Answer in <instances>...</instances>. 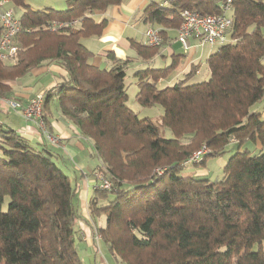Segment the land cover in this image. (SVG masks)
Segmentation results:
<instances>
[{"label": "trees", "instance_id": "16d2710c", "mask_svg": "<svg viewBox=\"0 0 264 264\" xmlns=\"http://www.w3.org/2000/svg\"><path fill=\"white\" fill-rule=\"evenodd\" d=\"M9 1L22 10L23 31L15 62L0 60V95L11 93L6 81L44 64L67 71L44 91L42 115L50 126L53 108L59 109L92 142L96 173L111 186H96L90 208L96 221L106 217L98 230L111 255L122 264H264V117L256 109L264 101V0L232 1L231 40L212 45L218 48L207 59V79L189 82L200 64L165 87L159 79L175 63L135 71V100L161 105L159 121L139 117L129 105L132 60L109 52V66L95 65L94 52L81 41L101 34L107 19L96 21V11L123 0H67L63 10ZM225 4L153 1L144 20L160 28L164 44L168 29L178 31L185 9L215 14ZM54 22L63 26L53 29ZM132 45L143 58L160 47ZM257 140L258 153L241 150ZM203 145L210 150L187 163ZM225 153L218 182L183 171ZM79 210V188L51 150L0 124V264H85L75 228Z\"/></svg>", "mask_w": 264, "mask_h": 264}, {"label": "crops", "instance_id": "0c3cea01", "mask_svg": "<svg viewBox=\"0 0 264 264\" xmlns=\"http://www.w3.org/2000/svg\"><path fill=\"white\" fill-rule=\"evenodd\" d=\"M153 1L159 0H123L120 4L112 5L102 11H96L93 14L96 21L107 19L101 34L86 36L81 39L82 43L94 52L92 62L102 67L109 66L108 53L113 52L118 58L132 60L130 66L135 71L146 67L163 68L175 63L176 66L172 68L170 73L159 79L161 87L179 82L189 73L193 65L200 64L199 72L193 75L189 82L202 81L203 79L197 77L201 74V69L207 67V59L217 50L218 46L198 44L195 40H191V48L185 49L177 39V28L168 29V39L151 58L141 57L138 50L132 45L133 40L147 44L145 31L149 23L144 20V10ZM46 6L55 8L54 6ZM1 32L0 25V35ZM13 62L15 61L4 63L11 64ZM65 77H67V71L60 64L53 62L33 68L23 77L6 81V84L11 88V93L0 95V124L16 129L40 148H49L56 161L62 165L73 182L77 184L80 198V217L75 228L78 231L77 243L84 263L122 264L111 255L103 239L96 243L93 237L95 229L105 226L106 217L102 215L96 221L90 208V202L97 185L95 167L99 164L98 158L94 155L92 142L86 139L80 133L79 128L55 107L50 117V126L45 124L44 128L38 124V120L27 119L12 105V102L17 101L22 106H26L37 93L57 85ZM256 109L264 117V101L259 103ZM45 129L59 139L58 144L55 145L46 140ZM252 143L258 149L262 147L259 140ZM231 146H234V142Z\"/></svg>", "mask_w": 264, "mask_h": 264}, {"label": "built area", "instance_id": "2783aa9c", "mask_svg": "<svg viewBox=\"0 0 264 264\" xmlns=\"http://www.w3.org/2000/svg\"><path fill=\"white\" fill-rule=\"evenodd\" d=\"M164 5L169 0H161ZM233 0H226L223 11L215 14H200V12L185 9L182 12V23L178 28V40L185 49L191 48L190 39L196 38L200 44L208 43L210 45H220L231 40L232 19L228 13ZM71 22L70 24H73ZM0 60L2 62H11L16 60L20 43L18 36L23 31L20 16L16 13V9L11 5L9 0H0ZM63 26L62 22H54L52 28ZM147 43L152 46H161L164 38L160 33V28L156 25H149L145 31ZM43 102L44 91H40L33 96L26 106H22L20 102H12L14 108L19 110L27 119L38 120V124L45 128L43 120ZM46 140L53 144H58L59 139L49 130L45 129ZM210 149L203 145L199 150L195 151L187 160V163L198 162ZM96 186L102 188H110L111 182L101 173L96 175ZM93 237L96 243L101 240V234L98 229L93 231Z\"/></svg>", "mask_w": 264, "mask_h": 264}, {"label": "rangeland", "instance_id": "374dc122", "mask_svg": "<svg viewBox=\"0 0 264 264\" xmlns=\"http://www.w3.org/2000/svg\"><path fill=\"white\" fill-rule=\"evenodd\" d=\"M28 3L32 5L35 9H42L49 6H54L56 9L63 10L67 8L66 0H27ZM16 13L21 15L22 10L16 7ZM143 69V68H140ZM134 68L130 66L128 69L126 84L127 90L130 97L129 105L133 108L139 117H150L154 121H159L160 116L163 114V107L161 105H154L150 107L141 106L135 100V96L138 92V86L136 84V77L134 76ZM209 76V69L207 67H203L201 69V74L197 77L199 79H207ZM202 80V81H203ZM165 135L167 137H173V133L170 129H164ZM241 150H249L252 154H256L259 150H256L254 144L252 142H246L242 144ZM228 153H225L220 156H209L206 158L204 163L198 165H192L188 168L184 167L185 174H201L203 177L209 178L211 181L218 182L223 177L224 166L228 160ZM114 263L116 261L114 260Z\"/></svg>", "mask_w": 264, "mask_h": 264}]
</instances>
